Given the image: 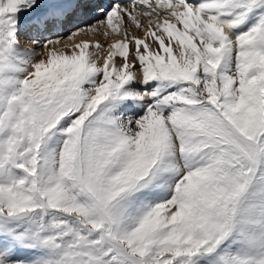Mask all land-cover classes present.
<instances>
[{
    "label": "snow or ice",
    "instance_id": "snow-or-ice-1",
    "mask_svg": "<svg viewBox=\"0 0 264 264\" xmlns=\"http://www.w3.org/2000/svg\"><path fill=\"white\" fill-rule=\"evenodd\" d=\"M0 264H264V0H0Z\"/></svg>",
    "mask_w": 264,
    "mask_h": 264
},
{
    "label": "bare ground",
    "instance_id": "bare-ground-1",
    "mask_svg": "<svg viewBox=\"0 0 264 264\" xmlns=\"http://www.w3.org/2000/svg\"><path fill=\"white\" fill-rule=\"evenodd\" d=\"M103 42V41H102Z\"/></svg>",
    "mask_w": 264,
    "mask_h": 264
}]
</instances>
